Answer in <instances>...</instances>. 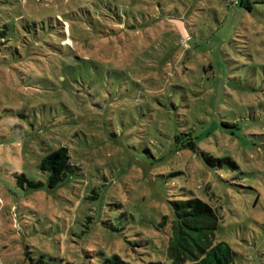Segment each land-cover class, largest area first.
Listing matches in <instances>:
<instances>
[{
  "label": "rangeland",
  "instance_id": "obj_1",
  "mask_svg": "<svg viewBox=\"0 0 264 264\" xmlns=\"http://www.w3.org/2000/svg\"><path fill=\"white\" fill-rule=\"evenodd\" d=\"M248 1L0 0V264H170L168 200L188 196L217 207L234 264H264V0ZM59 147L71 169L50 186Z\"/></svg>",
  "mask_w": 264,
  "mask_h": 264
},
{
  "label": "trees",
  "instance_id": "obj_2",
  "mask_svg": "<svg viewBox=\"0 0 264 264\" xmlns=\"http://www.w3.org/2000/svg\"><path fill=\"white\" fill-rule=\"evenodd\" d=\"M246 7L251 8L248 0ZM114 23L110 26L105 23L100 26L99 33L107 35L120 26L122 18H111ZM64 30V24L62 23ZM176 151L188 148L197 149L194 137L188 131H181L171 138ZM203 159L209 165H217L223 158H215L202 154ZM229 165L235 163L225 160ZM40 168L48 171V184L54 186L60 181L66 171L71 169V163L65 147H59L41 158ZM171 207L172 219L170 223V235L166 245V256L170 264H234L233 252L224 241H216L217 225L221 218L217 207L211 205L200 197L188 196L168 200ZM168 219L162 216V225ZM164 220V221H163Z\"/></svg>",
  "mask_w": 264,
  "mask_h": 264
}]
</instances>
